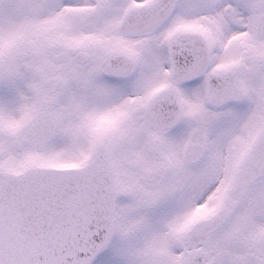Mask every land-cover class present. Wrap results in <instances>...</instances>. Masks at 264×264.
Masks as SVG:
<instances>
[{
  "label": "snow or ice",
  "instance_id": "1",
  "mask_svg": "<svg viewBox=\"0 0 264 264\" xmlns=\"http://www.w3.org/2000/svg\"><path fill=\"white\" fill-rule=\"evenodd\" d=\"M0 264H264V0H0Z\"/></svg>",
  "mask_w": 264,
  "mask_h": 264
}]
</instances>
